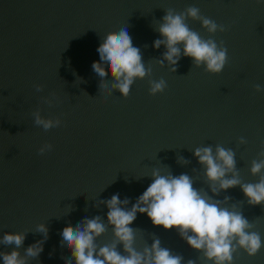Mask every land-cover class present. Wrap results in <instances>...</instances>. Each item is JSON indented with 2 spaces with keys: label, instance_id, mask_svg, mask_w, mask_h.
<instances>
[{
  "label": "water",
  "instance_id": "1",
  "mask_svg": "<svg viewBox=\"0 0 264 264\" xmlns=\"http://www.w3.org/2000/svg\"><path fill=\"white\" fill-rule=\"evenodd\" d=\"M189 6L226 28L209 34L198 20L186 19L203 39L222 41L227 48L218 74L183 55L175 72L166 62L157 63L165 48L152 47L161 38L154 29L166 10ZM126 26L152 72L137 79L123 98L118 91L100 90L91 65L99 61L96 49L104 34ZM159 79L166 88L149 95V80ZM110 80L107 74L105 81ZM37 84L42 92H36ZM37 108L45 118H60L61 125L47 132L35 126L31 112ZM44 143L53 147L40 155ZM218 145L234 151L242 183H256L264 175V170L256 176L249 171L253 160L264 159V2L0 0V237L25 232L21 255L42 241V252L28 264H65L71 253L60 244L63 228L95 216L106 222L108 209L98 202L113 194L128 198L130 209L152 182L153 169L189 175L201 195L231 197L228 204L264 241V204L249 205L239 186L213 194L193 156L197 147L211 146L215 153ZM41 223L47 239L36 232ZM130 227L138 230L137 251L156 236L161 247L183 257L182 264H210L177 230L153 226L144 214L138 213ZM95 242L113 243L111 227ZM12 247L0 244V252ZM117 250L124 254L122 245ZM233 264H264V246L252 257L238 249Z\"/></svg>",
  "mask_w": 264,
  "mask_h": 264
},
{
  "label": "clouds",
  "instance_id": "2",
  "mask_svg": "<svg viewBox=\"0 0 264 264\" xmlns=\"http://www.w3.org/2000/svg\"><path fill=\"white\" fill-rule=\"evenodd\" d=\"M257 2L262 3L264 0ZM186 19L198 20L209 34L226 31L224 25L202 16L198 7L189 6L182 12L168 9L154 29L161 38L154 40L152 47L159 49L163 45L165 48L157 63L164 66L166 62L169 70L175 72L183 55L191 58L193 65H203L208 73H220L228 59L227 48L222 41L218 44L212 38L203 39L198 32L188 27ZM96 51L99 61H94L91 67L100 81V90L103 89L106 95H111L115 90L126 98L137 79L151 75L152 68L145 66L140 49L133 46L127 26L105 33ZM107 74H110L111 80L106 82ZM165 88L164 79L149 80V95L161 93ZM35 90L42 92L43 86L37 84ZM255 90L260 92L261 87L256 85ZM43 100L52 104L48 97ZM31 116L33 124L45 132L62 123L58 117L45 118L39 108L32 111ZM240 143H244L243 138ZM52 147V144L44 143L38 153L43 155L51 151ZM193 156L203 166L204 176L213 194L239 186L249 205L264 204V175H260L256 183H242L236 170L233 150L218 145L214 153L211 146L197 147ZM262 170L264 159L253 160L250 174L256 176ZM150 177L152 182L130 209L127 208L128 198L121 200L118 193L113 194L110 199L98 202L108 209L106 222L100 216H95L84 218L75 227L63 228L60 244L71 253L65 264H73V261L75 264H182L183 257L161 247L160 239L156 236L151 246H145L142 251L135 249V233L138 230L130 225L138 213L146 215L153 226L177 230L187 245L201 252L203 259L210 264H233L234 253L238 249L252 257L264 246L259 233L251 230L252 223L241 211H236L234 205L228 204L231 197L216 200L209 195H201L187 174L173 176L170 171L162 174L159 169H153ZM107 227L112 229L113 243L97 245L96 239L104 234ZM36 232L42 233L47 239L48 229L44 223L37 225ZM25 234L5 232L0 237V244L13 246L8 252H0L2 264H28L29 258H38L43 250L42 241L29 245L24 249V255L20 254ZM118 244L122 245L124 254L117 250ZM187 264L195 262L188 260Z\"/></svg>",
  "mask_w": 264,
  "mask_h": 264
}]
</instances>
